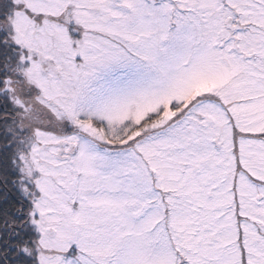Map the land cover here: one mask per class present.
Wrapping results in <instances>:
<instances>
[{
  "label": "snow or ice",
  "instance_id": "1",
  "mask_svg": "<svg viewBox=\"0 0 264 264\" xmlns=\"http://www.w3.org/2000/svg\"><path fill=\"white\" fill-rule=\"evenodd\" d=\"M0 264H264V0H0Z\"/></svg>",
  "mask_w": 264,
  "mask_h": 264
}]
</instances>
